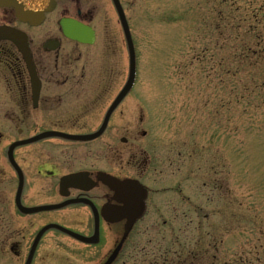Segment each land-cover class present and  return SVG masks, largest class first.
Segmentation results:
<instances>
[{
	"label": "rangeland",
	"instance_id": "374dc122",
	"mask_svg": "<svg viewBox=\"0 0 264 264\" xmlns=\"http://www.w3.org/2000/svg\"><path fill=\"white\" fill-rule=\"evenodd\" d=\"M84 1L93 3L90 24L96 39L69 46L75 50L71 59L85 62L91 81L125 83L128 55L116 12L110 0ZM65 2L72 11L76 0H60V11ZM121 2L134 37L135 75L122 103L123 133L104 153L106 168L138 174L149 194L116 264H264V0ZM104 140L111 137L85 145ZM94 152L56 172L90 165ZM145 155L150 162L143 168ZM41 182L33 191L29 181L28 204L56 198L39 189ZM73 209L76 213L64 218L51 210L28 216V235L48 216L88 232L89 215L81 205L63 213ZM113 227L102 228L92 249L103 250L119 239V224ZM48 244L59 246L76 264L92 260L75 253L70 247L79 243L56 229L43 235L42 246Z\"/></svg>",
	"mask_w": 264,
	"mask_h": 264
},
{
	"label": "flooded vegetation",
	"instance_id": "af4514ba",
	"mask_svg": "<svg viewBox=\"0 0 264 264\" xmlns=\"http://www.w3.org/2000/svg\"><path fill=\"white\" fill-rule=\"evenodd\" d=\"M118 1L123 9L121 0ZM84 2V0H76L72 11L65 2L60 11V0H49L46 3L49 8L43 10L40 18L32 22L28 19H19L12 4L0 0V264H26L27 261L28 264H43L47 261L50 264H76L70 260L72 257L67 255V252H60L59 246L54 244L42 246V237L49 230L41 234L31 251L39 229L47 223H56L57 220L48 216V220L42 222L32 234L30 233L31 235H28V216L38 212H24L17 206L15 197L19 180H21L19 203L24 207L39 205L27 202V196L32 194L28 191V184L29 181L33 183L34 180H36L33 183L35 188L32 186L31 189L34 191L42 180L39 189L45 193L46 191L53 193L56 198L52 203H62L74 198H85L90 202V205L83 202H69L59 208L51 209L54 213H58V217L64 218V215L71 216L76 213L74 209L70 213H63L64 210L72 209L74 205H81L89 215V230L81 232L87 236L94 230L93 211L97 213L99 240L93 243L75 240L79 245L70 247L75 253H87V257L92 259L89 264H103L119 242L117 239L110 247L103 250L100 247L92 249L100 243L102 228L106 226L110 230L114 225L119 224L118 231L120 229L122 234L124 224V220L110 223L102 217L100 210L103 205H120V203L112 198V191L98 179L97 175L107 173L119 179H137L143 186L145 185L138 174L120 175L106 168L107 159L104 153L108 149H113L111 142L114 136L122 134L124 130L122 121L124 97L111 110L102 132L92 139L76 140L50 135L15 144L51 131L68 135L94 133L103 123L109 106L124 85L122 79L119 82H114L112 79L91 81L86 78L85 62L76 64L73 62L76 59H71L75 50L73 51L69 46L91 45L96 39L95 29L90 24L93 15L90 5L93 3L89 2V5ZM110 2L114 8L112 0ZM63 17L91 26L95 33L94 41L85 43L65 36L59 23ZM126 20L128 22L127 17ZM131 39L135 55L133 35ZM81 55L82 53L78 52L76 58H80ZM142 134L145 135V131H142ZM105 135L110 136L111 141L97 142L93 146L94 149L85 145ZM53 139L59 142L55 144L43 142ZM41 141L43 143H40ZM120 141L125 142L126 139L121 136ZM78 144L84 146L78 148ZM29 145L34 147L28 149ZM55 149L59 150L58 154ZM135 150H131L133 158L136 156ZM91 152L95 153V158L90 165L81 163L80 167L62 173L56 172L63 163L75 165L78 161H84ZM142 152L146 154L144 149ZM118 156L120 157L121 153ZM144 157L143 168L150 162L149 155ZM43 165L48 167L43 168ZM138 167L140 171L139 164ZM78 172L85 173L88 181L85 179L86 183L84 180L83 186L92 183L90 187L59 185L61 177ZM53 177H56L54 182ZM43 181H46L45 185ZM46 185L48 188L45 189ZM144 187L147 194L143 214L149 194V188ZM57 216L53 214L52 217ZM125 243L126 240L122 241L110 264H116L121 259Z\"/></svg>",
	"mask_w": 264,
	"mask_h": 264
},
{
	"label": "water",
	"instance_id": "95a60500",
	"mask_svg": "<svg viewBox=\"0 0 264 264\" xmlns=\"http://www.w3.org/2000/svg\"><path fill=\"white\" fill-rule=\"evenodd\" d=\"M1 1L4 3L12 4L14 11H15V15L19 19H28L29 21H32V22H34L36 18H40L43 10H46L47 8H49L46 6V3L49 0H25V1L23 0H1ZM112 2L117 12L120 26H121V29H122V32L125 38V43H126L127 53H128V73H127V77H126V80H125V83L122 89L119 91L114 101L109 106L105 114L103 123L101 124L99 129L96 130L94 133L86 134V135H68V134H62V133L51 131V132L42 133L40 135H36L34 137H31L23 141L16 142L15 144L30 142L32 140H36V139H39L45 136H50V135H58V136H62V137L70 138V139H76V140H87V139H92L98 136L102 132L108 115L110 114L111 110L115 107V105L127 94V92L129 91V89L131 88L133 84L134 75H135L134 51H133V44H132L128 24H127L124 12L122 10V7L119 1L112 0ZM59 23H60L61 31L65 36L70 37L72 39H76L80 42H85V43H92L94 41L95 33L91 26L85 25L77 20L67 18V17L61 18ZM18 175L20 179V174L18 173ZM97 177L99 180H101V182H103L112 191V198L115 201L120 203V205H112V204L103 205L100 210L102 217L108 222H117L120 220H124L122 236L117 246L114 248V250L108 256L106 261L103 263V264H110L111 261L116 256L117 251L123 239L127 236L133 223L143 213L144 199L146 197V189L136 179H131V178L118 179L117 177L107 174V173H99ZM85 179L86 178H85L84 172L70 173V174H67L61 177L59 185L61 187H65V186H73V187H79V188L90 187L92 183H88L86 187L83 186ZM86 180H85V183H86ZM20 188H21V180H19V185L17 188L15 201H16L17 206L22 211L28 212V213L59 208L69 202H83V203L90 205V202L85 198H74V199H70L62 203L43 204V205H37V206H31V207H24V206H21L19 203ZM93 215H94V231L92 235L85 236L77 232H74L66 227H63L59 224L48 223L44 225L36 234L31 251L34 247V244L41 236V234L49 228H54L82 242H88V243L96 242L98 240V215L95 211H93ZM31 251L29 253V258H30ZM26 264H28V261Z\"/></svg>",
	"mask_w": 264,
	"mask_h": 264
}]
</instances>
